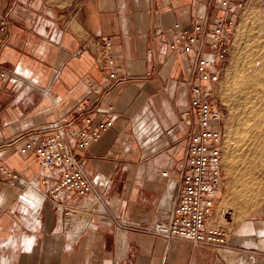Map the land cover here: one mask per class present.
I'll return each mask as SVG.
<instances>
[{
	"label": "crops",
	"instance_id": "0c3cea01",
	"mask_svg": "<svg viewBox=\"0 0 264 264\" xmlns=\"http://www.w3.org/2000/svg\"><path fill=\"white\" fill-rule=\"evenodd\" d=\"M212 1L0 0V166L16 175L0 167V264H264V220L218 249L151 230L173 212L186 150L194 63L171 49L174 25L210 19ZM107 36L129 80L98 111L112 126L80 152L105 202L82 229L45 197L37 159L13 142L73 116L90 83L102 85Z\"/></svg>",
	"mask_w": 264,
	"mask_h": 264
},
{
	"label": "built area",
	"instance_id": "2783aa9c",
	"mask_svg": "<svg viewBox=\"0 0 264 264\" xmlns=\"http://www.w3.org/2000/svg\"><path fill=\"white\" fill-rule=\"evenodd\" d=\"M249 0H213L216 7L210 19L193 25L175 23L171 49L186 54L193 61L187 79L189 101L183 111L187 126L181 185L170 218L157 221L152 231L167 238H182L194 245L214 249L231 244L236 219L232 208L219 207L224 183V149L226 143V106L222 100L223 78L231 54V39ZM1 11V3H0ZM7 29V18L0 12V32ZM103 49L96 59L103 72L102 85L90 83L92 96L76 106L73 116L61 119L53 128L34 129L13 143L23 154L34 155L41 168L40 182L45 197L51 199L68 225L81 217V228L92 227L104 208L103 192L96 188L85 169L80 152L100 141L113 124L109 116L98 111L115 89L126 83L114 49L112 37H103ZM8 71L0 69V77ZM9 177L15 174L7 172ZM27 200V196H23Z\"/></svg>",
	"mask_w": 264,
	"mask_h": 264
},
{
	"label": "bare ground",
	"instance_id": "6f19581e",
	"mask_svg": "<svg viewBox=\"0 0 264 264\" xmlns=\"http://www.w3.org/2000/svg\"><path fill=\"white\" fill-rule=\"evenodd\" d=\"M252 13L255 14L251 19L252 22H250L251 17L247 16L235 33L234 41L236 44L245 42V58L243 60V56L241 57L243 60V64H241L240 57H236L234 79L229 84V89L224 92L225 97H228L233 106H236L235 109L238 113L234 119V124H232L233 128L230 130L229 142L231 149L227 153L230 170L235 174L236 179L230 190L226 191L227 194L223 201L226 205L234 207L241 215L250 211L253 205L262 200V197H260L261 190H255L257 189L255 188L250 191L251 189L247 187L248 184H254L255 182L252 176L247 175L253 174L249 168L253 165H248L245 162L248 155L254 157L256 154L258 156L261 154L260 157L263 156L262 164L264 166V155L261 146L252 144L251 147V143H248L253 138L258 141L256 133L261 132L264 126V82L262 81L264 74V42L262 39V35H264V17H259L256 10H253ZM257 59L261 61L259 62L261 65L250 73L247 71L248 66L246 64L250 65ZM259 137L263 136L259 134ZM247 149L250 153L244 152ZM38 197L40 205L42 199L39 195L36 198ZM96 225L97 223L94 226Z\"/></svg>",
	"mask_w": 264,
	"mask_h": 264
},
{
	"label": "rangeland",
	"instance_id": "374dc122",
	"mask_svg": "<svg viewBox=\"0 0 264 264\" xmlns=\"http://www.w3.org/2000/svg\"><path fill=\"white\" fill-rule=\"evenodd\" d=\"M253 10H256L257 13H259V17H264V0H249V2L247 3L243 14L241 15L239 21H238V25L236 26L237 28H235L234 30V35L231 39V54H230V58L228 61V66H227V70L226 73L224 75L223 78V84H222V100L226 106V111H227V119H226V143H225V149H224V158H223V166H224V183L221 189V198L219 200V207L217 209L216 214L214 215L215 218L219 217V213L221 211L222 208H232V206L230 205H226V203L223 201V198L225 197V195L227 194V192L230 190L231 186L233 185V183L235 182L236 176L235 174L230 170V166H229V160H228V154L229 150L231 149V144L229 142V135L230 130H232L234 122H235V118L237 117V109L236 106H233V104L231 103V100L228 99V97L226 98L224 95V92L227 91V89H229V84L233 81L232 79H234L233 74H234V68H235V61H236V57H240V63L243 64V60L245 58V42H241L239 44H236L234 41V37H235V33L238 29V26L240 24H242V22L246 19L247 16L251 17L250 18V22H252V18L253 15H255L254 13H252ZM256 13V12H255ZM250 14V15H249ZM262 39L264 42V35H262ZM237 45V46H236ZM243 56V60L241 59V57ZM259 59L254 60V62H252V64H246L248 66L247 71H249L250 73H252L256 68H259L261 63ZM250 66V67H249ZM248 72V73H249ZM262 81L264 82V74L262 76ZM236 114V115H235ZM262 131L264 132V126L262 128ZM257 132L256 138L250 142H248L249 144L251 143V147L252 144L254 145H259V147L263 150L262 153L264 155V133L263 132ZM263 136V137H259ZM185 136L182 137L180 139L179 143H183L185 144ZM263 139V140H262ZM262 140V142H261ZM181 149L183 147H180ZM246 151L248 153L249 150H245L244 152L246 153ZM242 156L244 154H241ZM258 155L256 154V156L252 157L250 155H248L247 160L245 162H247L248 165L252 164L253 166L249 167L250 170H252L250 174H247L248 176H252V178L255 180L254 184H248L247 187L248 189H251L250 191H253L255 188V190H261L260 191V197H262V200H259V202H257L255 205H253V207H251V210L248 211L245 214H240L236 209H234V207L232 209L235 210L236 212V219H235V223L233 226V230L232 233H239V234H245L247 232V230L250 228V226H252L254 223L258 222L259 220H264V166L262 164V157L261 154L257 157ZM246 164V165H247ZM254 170V171H253ZM259 187V188H258ZM227 191V192H226ZM262 192V193H261ZM259 203V204H258Z\"/></svg>",
	"mask_w": 264,
	"mask_h": 264
}]
</instances>
